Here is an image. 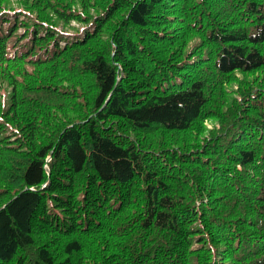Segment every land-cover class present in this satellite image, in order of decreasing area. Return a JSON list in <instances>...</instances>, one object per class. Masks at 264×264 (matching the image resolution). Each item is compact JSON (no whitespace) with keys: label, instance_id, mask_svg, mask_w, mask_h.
I'll return each instance as SVG.
<instances>
[{"label":"trees","instance_id":"16d2710c","mask_svg":"<svg viewBox=\"0 0 264 264\" xmlns=\"http://www.w3.org/2000/svg\"><path fill=\"white\" fill-rule=\"evenodd\" d=\"M0 264H264V0H0Z\"/></svg>","mask_w":264,"mask_h":264}]
</instances>
